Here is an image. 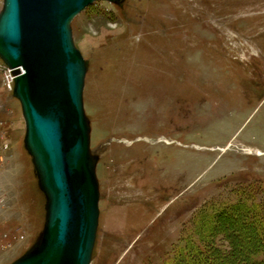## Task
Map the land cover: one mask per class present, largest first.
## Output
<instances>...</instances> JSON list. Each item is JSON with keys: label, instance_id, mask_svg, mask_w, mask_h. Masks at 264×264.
<instances>
[{"label": "rangeland", "instance_id": "1", "mask_svg": "<svg viewBox=\"0 0 264 264\" xmlns=\"http://www.w3.org/2000/svg\"><path fill=\"white\" fill-rule=\"evenodd\" d=\"M71 25L100 161L90 264H162L205 204L264 201V0H99ZM5 71L0 58V264H11L39 243L47 198ZM211 220L220 257L234 256L228 223Z\"/></svg>", "mask_w": 264, "mask_h": 264}, {"label": "water", "instance_id": "2", "mask_svg": "<svg viewBox=\"0 0 264 264\" xmlns=\"http://www.w3.org/2000/svg\"><path fill=\"white\" fill-rule=\"evenodd\" d=\"M99 0H3L0 58L14 69L25 145L47 198L39 243L11 264H90L100 217L98 157L84 106L88 63L73 19ZM121 2L122 0H105Z\"/></svg>", "mask_w": 264, "mask_h": 264}, {"label": "trees", "instance_id": "3", "mask_svg": "<svg viewBox=\"0 0 264 264\" xmlns=\"http://www.w3.org/2000/svg\"><path fill=\"white\" fill-rule=\"evenodd\" d=\"M211 217L228 223L230 238L235 240L234 256L220 257L222 252L211 234ZM241 221L244 226L239 225ZM184 237L174 255L162 264H264V201L241 192L234 201L207 203L193 216Z\"/></svg>", "mask_w": 264, "mask_h": 264}, {"label": "built area", "instance_id": "4", "mask_svg": "<svg viewBox=\"0 0 264 264\" xmlns=\"http://www.w3.org/2000/svg\"><path fill=\"white\" fill-rule=\"evenodd\" d=\"M2 62L4 63V65L6 67V71H5L6 81H7L8 85H9V88L12 91H14L15 77H16L15 71H14V69H12L9 66H7L3 60H2Z\"/></svg>", "mask_w": 264, "mask_h": 264}, {"label": "flooded vegetation", "instance_id": "5", "mask_svg": "<svg viewBox=\"0 0 264 264\" xmlns=\"http://www.w3.org/2000/svg\"><path fill=\"white\" fill-rule=\"evenodd\" d=\"M261 81H262V82H264V79H263V78H261ZM99 162H100V161L98 160V164H99ZM101 197H102V194H101Z\"/></svg>", "mask_w": 264, "mask_h": 264}]
</instances>
